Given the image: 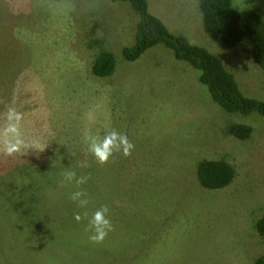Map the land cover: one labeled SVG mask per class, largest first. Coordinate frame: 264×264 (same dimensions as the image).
Masks as SVG:
<instances>
[{
    "label": "rangeland",
    "instance_id": "1",
    "mask_svg": "<svg viewBox=\"0 0 264 264\" xmlns=\"http://www.w3.org/2000/svg\"><path fill=\"white\" fill-rule=\"evenodd\" d=\"M148 1L171 33L216 55L243 95L264 101L251 48L214 42L198 0ZM61 2L0 0V114L15 107L26 136L48 144L43 152L0 154V264H254L264 256L255 230L264 213V116L222 110L197 81L198 71L163 43L125 61L122 49L134 44L138 19L128 1L73 0L67 13L58 11ZM242 2L243 11L235 9L257 12L264 31V0ZM101 50L115 57L110 76L91 72ZM233 124L250 125V136L233 137ZM85 129L126 134L132 154L97 164ZM203 159L231 164L235 178L221 189L203 187L196 175ZM83 160L91 166L77 167ZM19 163H33L34 175L45 178L15 168ZM68 168L91 175L82 186L89 215L110 208L115 230L102 243L84 235L86 220L74 219L83 210L69 199L75 186H61L59 173ZM46 178L37 198L32 183ZM31 208L34 225L29 215L21 226L18 215ZM14 211L15 225L7 215Z\"/></svg>",
    "mask_w": 264,
    "mask_h": 264
},
{
    "label": "trees",
    "instance_id": "2",
    "mask_svg": "<svg viewBox=\"0 0 264 264\" xmlns=\"http://www.w3.org/2000/svg\"><path fill=\"white\" fill-rule=\"evenodd\" d=\"M112 1H128L138 15L135 25L134 44L122 49L125 61L128 63L135 61L148 48L158 43H163L172 51L175 59L187 62L198 71L197 81L207 88L212 100L222 110L227 113H248L254 111L264 116L263 100L243 95L233 75L224 68L216 55L199 45L189 42L181 35L171 33L158 17L149 12L146 0ZM198 1L206 34L225 49L233 48L238 43H243L250 47L252 58L262 70L264 80V31L262 17L254 10H246L239 13L232 7V0ZM115 66L114 55L107 50H101L91 64V72L97 77L110 76L115 71ZM227 132L233 137L243 140L250 136L252 128L247 124H233L228 127ZM17 165L18 167H14L22 168L23 172L26 171L35 178H45L41 175H34L38 173V170L33 163H19ZM196 175L203 187L221 189L233 181L236 170L231 164L223 160L203 159L197 163ZM20 176L21 172L18 171L15 179L22 183V177ZM57 182L58 180L55 181V187ZM45 183H50L49 179H38L32 183L34 194L37 198H39L38 188L43 189ZM19 191L22 192V187ZM71 203L73 202L71 201ZM4 211L1 208V213ZM7 215L10 216L9 220H13L12 224L15 225V211L12 214L7 213ZM29 215L32 217L30 225H34L36 217L31 208L30 214L24 210L18 215L21 220V226L25 222V217L28 219ZM27 223L29 224L28 220ZM255 230L258 236L264 238V213L257 220ZM84 235L87 237L91 233L84 232ZM254 264H264V256L255 259Z\"/></svg>",
    "mask_w": 264,
    "mask_h": 264
},
{
    "label": "clouds",
    "instance_id": "3",
    "mask_svg": "<svg viewBox=\"0 0 264 264\" xmlns=\"http://www.w3.org/2000/svg\"><path fill=\"white\" fill-rule=\"evenodd\" d=\"M76 5L73 0H62L57 5L58 11L67 13L73 11ZM233 8H239L243 11V2L233 0ZM4 101L0 99V103ZM91 120V116L89 117ZM24 116L17 111L15 107H7L0 114V154L5 157H14L17 155H27L29 150L43 152L48 144H42L36 138H28L24 132ZM83 141L87 146V153L95 159V162L101 166L109 163L110 159L116 154H122L127 157L132 154L134 145L129 141L126 134L116 129L108 130L101 137L94 135L90 130L85 129ZM71 156L74 153H70ZM91 165L87 160L79 161L77 167L85 169ZM61 176V186L74 185L75 190L70 193L69 199L83 212L74 214V219L79 223L87 221L85 231L90 232L89 239L94 243H102L110 232L114 231V225L110 219V208L107 204L101 205L89 215L88 205L90 203L89 194L82 188L91 179V175H78L76 169L68 168L59 173Z\"/></svg>",
    "mask_w": 264,
    "mask_h": 264
},
{
    "label": "crops",
    "instance_id": "4",
    "mask_svg": "<svg viewBox=\"0 0 264 264\" xmlns=\"http://www.w3.org/2000/svg\"><path fill=\"white\" fill-rule=\"evenodd\" d=\"M147 1V3H148V7H149V11L151 12V10H150V3H149V1L148 0H146ZM156 16V15H155ZM158 17V16H157ZM168 28V27H167ZM168 30H169V28H168ZM170 31V30H169ZM171 32V31H170Z\"/></svg>",
    "mask_w": 264,
    "mask_h": 264
}]
</instances>
